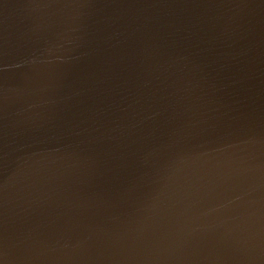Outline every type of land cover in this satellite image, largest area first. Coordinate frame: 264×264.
<instances>
[{"label":"water","instance_id":"1","mask_svg":"<svg viewBox=\"0 0 264 264\" xmlns=\"http://www.w3.org/2000/svg\"><path fill=\"white\" fill-rule=\"evenodd\" d=\"M0 264H264V0H0Z\"/></svg>","mask_w":264,"mask_h":264}]
</instances>
